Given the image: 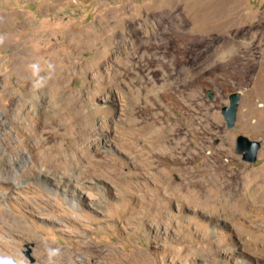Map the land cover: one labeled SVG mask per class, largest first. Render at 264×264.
I'll list each match as a JSON object with an SVG mask.
<instances>
[{"label": "rangeland", "instance_id": "1", "mask_svg": "<svg viewBox=\"0 0 264 264\" xmlns=\"http://www.w3.org/2000/svg\"><path fill=\"white\" fill-rule=\"evenodd\" d=\"M167 1L0 0V264H264V207L243 200L241 189L264 171V102L245 111L256 74L242 58L264 37V0ZM153 9L167 13L172 28L160 50L143 49L161 61L141 74L156 80L162 119L191 151L188 160L178 153L177 163L163 155L160 165L137 124L149 121L152 106L128 117L119 89L92 94L107 86L109 68L95 77L77 66L62 78L57 99L29 77L51 68L54 52L71 49V27L88 30L105 14L133 18ZM188 58L194 85L186 94L167 89L164 75L186 68ZM232 92L241 98L228 129L221 108ZM65 103L93 109V120L60 114ZM239 134L262 141L255 163L235 152ZM159 172L180 188L189 176L209 193L220 188L233 205H217L218 213L190 206L163 191Z\"/></svg>", "mask_w": 264, "mask_h": 264}, {"label": "bare ground", "instance_id": "2", "mask_svg": "<svg viewBox=\"0 0 264 264\" xmlns=\"http://www.w3.org/2000/svg\"><path fill=\"white\" fill-rule=\"evenodd\" d=\"M175 2L174 0H170L167 1V3L165 2V4L170 7L173 6ZM163 3V1H157L153 3V6L162 5ZM166 18L167 13L163 14L153 9L133 18L105 14L101 17L98 24L97 22L89 24L87 26L88 30H85L84 27H78V25L73 28L71 27L69 31H65L67 32L66 41L71 43V49L69 51L67 50L68 52L64 53V55L58 51V53H50L52 55V60L50 59V62L52 61L51 68L44 72L36 71L29 74V77H32V86L34 88L42 86L50 91L53 98H56L60 92L63 94V86L60 85L61 82H63L62 78L68 77L72 72H75L77 66L82 69V74L87 75L96 73L97 75L95 77H99V67L106 66L112 72L110 79L108 81L105 80L107 86L97 88L96 92L92 94H98L107 88L119 89L124 99V110L128 117L133 115L134 110L141 112L143 109H149V107L151 108L152 106L153 111H151V109L149 111V121L147 122L141 119L139 115L140 120L137 123L140 125V130L145 133L144 141L145 144L148 143V154L158 157L159 165L162 164L161 158L163 155L165 157H169V155L172 156L173 161L177 163L179 161L177 154L182 153L188 160L191 151L187 146H184L185 141L180 138L181 131L176 128V126L174 127V124L168 126L162 119L164 113L162 110L160 92L158 90L155 91L157 89L156 80L154 81L152 80L153 78L146 77L145 74L142 76L141 74L142 71H147L148 75L153 73L154 71L150 69L151 63L161 61L160 57L157 58L152 54L142 53V51L145 49V51L149 52L150 49L155 48L160 50L165 45L163 35L169 33V27L172 28L170 25H165ZM168 22L170 23V21ZM171 32L173 33V30ZM148 33L150 38L153 39L152 41L146 40V35ZM46 34L47 33H42V35ZM97 34H100V36ZM87 52H91L92 55L85 59L81 58L79 64L73 62L76 56ZM242 58L249 62L248 64L252 66L256 74L254 85L246 92V111L250 106L253 107L255 99L264 102V37H261L257 42L243 49ZM186 66V68L181 70L175 67L170 70L169 74L167 73L164 75L165 77H163V79L167 82V89L175 87L174 89L186 94V89L194 85L195 79L190 78L191 73L189 71L193 69V61L191 58L186 60ZM27 67L29 68V66ZM182 74L187 76L184 83H182ZM187 102L193 109L199 106L192 97L187 98ZM249 102H251L250 104L252 105H249ZM73 105L75 106L76 104L72 103L71 105H67V103H65V108L61 107L59 113L62 115L64 113L65 115H73L71 120H93V109L85 112V105L80 104L78 111H76ZM252 107L250 109H252ZM191 129L192 126L188 130L189 134ZM185 137L186 139L188 138L187 133H185ZM158 177L159 179H163L160 181L163 183L162 188L164 192L181 198L190 206L205 208L209 211L213 210L216 213L219 212V205L225 207V209L231 207V195L220 192V188H217L213 193H209L201 188L198 185L200 182L197 181V179L195 180L192 176H189L188 181L184 183L181 188L177 187L178 185L175 186V183L173 184L168 177L164 176L163 172L162 174L159 172ZM241 187L243 190V200L249 199L250 201V198H252L253 203L264 207V171L253 177L252 180L244 182ZM59 264H71V261L68 260Z\"/></svg>", "mask_w": 264, "mask_h": 264}, {"label": "water", "instance_id": "3", "mask_svg": "<svg viewBox=\"0 0 264 264\" xmlns=\"http://www.w3.org/2000/svg\"><path fill=\"white\" fill-rule=\"evenodd\" d=\"M208 96L212 99L214 97V93L208 91ZM240 98V92H232L228 97L229 103L221 108V112L228 129L233 128L236 124ZM261 148V140L251 139L244 134H239L236 137L235 152L241 155L242 160L245 162L255 163L258 159Z\"/></svg>", "mask_w": 264, "mask_h": 264}]
</instances>
